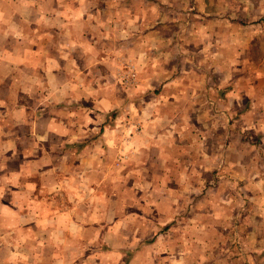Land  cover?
Listing matches in <instances>:
<instances>
[{"label": "clouds", "instance_id": "clouds-1", "mask_svg": "<svg viewBox=\"0 0 264 264\" xmlns=\"http://www.w3.org/2000/svg\"><path fill=\"white\" fill-rule=\"evenodd\" d=\"M73 2L80 6L73 19L81 23L74 35L75 44L70 39L60 45V50L63 54L67 48L70 55L79 47L90 55L82 60L80 68L71 61L77 73V91L64 95L94 102L86 108L81 106L79 111L65 107L63 111L69 119L50 125L48 130L70 136L67 143L86 137V143L69 151L89 152L96 159L86 163L79 157H66L63 151L52 147H62L65 141L53 137L48 147L54 154L45 153L43 159L37 158L38 163H29L23 149L16 157L15 146L9 144L0 149V198L8 184L27 188L28 197L35 191L36 183L43 182L42 191H47L49 178L58 171L63 173L65 165L71 164L76 165L74 175L87 177L88 184H97L100 196L96 199L103 203L106 181H119L120 172L127 168L124 178H139L134 183L143 191L149 210L155 204L176 218L191 204L186 219L203 216V222L194 226L180 216L169 243L149 252V264L152 253L159 257L161 252L170 253L162 258L165 264H207L215 246L217 216L197 212L205 199L197 198L203 189V173L224 169L230 174L225 184L231 191L216 204L221 216L247 204V213L255 210L264 217V79H256L248 63L253 57L244 50L250 34L264 32V0H232L231 14L211 19L189 13V21L163 38L159 33L145 34V29L159 19V8L151 0L147 10L140 7L145 0H111L115 11L109 12L104 22L99 9L95 16L89 13L94 0H0V19L11 12L10 5L27 4L35 9L32 23L55 28L60 18L71 12ZM84 15L89 16L86 22ZM85 27L91 41L83 36ZM27 42L30 41L26 36H19L2 46L10 48ZM258 44L259 41L252 42L254 48ZM5 59L7 56L0 54V61ZM255 62L258 64L259 60ZM260 72L264 73V66ZM48 99L55 102L51 95ZM4 106L0 99V107ZM229 121H233L230 126ZM38 139L48 140V136ZM36 147L33 145L28 154L33 155ZM9 148L13 154L5 159L4 152ZM37 169L40 179L29 183L27 178L36 176ZM206 179L215 182V177ZM67 183L70 182L63 181ZM60 187L57 185L55 190L59 192ZM78 187L81 196L92 197L89 187ZM254 245V240L244 243V252L264 253V246ZM12 247L18 245H9V249ZM19 255L16 252L11 257ZM248 261L252 264L251 256Z\"/></svg>", "mask_w": 264, "mask_h": 264}, {"label": "crops", "instance_id": "crops-1", "mask_svg": "<svg viewBox=\"0 0 264 264\" xmlns=\"http://www.w3.org/2000/svg\"><path fill=\"white\" fill-rule=\"evenodd\" d=\"M151 4L158 6L159 19L145 29V34L159 33L161 38L189 21V13L211 19L233 11L232 0H168L167 3L151 0ZM151 4L145 0L140 7L147 10ZM10 7L11 12L0 19V54L7 56V59L0 61V99L5 104L0 107V149L14 145L16 157L21 155L23 149L27 162L38 163L37 158L43 159L45 153L54 154L50 152L48 144L53 137H58L65 143L62 147L53 145L57 151H63L71 159L79 157L86 163L94 161L96 157L89 152L69 151L86 143V137L67 143L70 136L61 135L59 130H48L50 125H60L61 121L69 119L68 113L63 111L65 107L79 111L81 106L86 108L94 102L83 97L72 100L71 95H64L77 91V73L71 61L75 62L76 68H80L82 60L90 55L88 50L79 47L70 55L67 48L63 49V54L60 50V45L68 43L70 39L75 44L74 35L81 21H75L73 15L79 12V4L73 2L71 12L67 17H61L55 28L32 23L35 9L27 4H12ZM96 9L100 10L102 22L109 12L115 11L111 0H94V7L89 9V13L95 16ZM88 19V15L83 16L84 22ZM95 26L96 20L93 19L92 27ZM82 32L84 38L91 41L89 29L85 27ZM19 36H26L30 42L10 48L2 46L3 42ZM253 41H259L255 48ZM244 50L253 57L248 62L251 70L262 79L264 73L260 72V67L264 66V32L250 34ZM65 55L67 58H63ZM78 56L81 59H77ZM256 59L259 60L258 64ZM50 95L55 102L48 99ZM93 114H90V118ZM72 120L75 124V117ZM228 123L230 126L233 121ZM64 126L68 127L66 123ZM45 134L48 140L38 139ZM33 145L38 147L33 155H29ZM12 154L9 148L4 152L5 159ZM65 167L66 171H58L49 178L47 191H42L45 187L43 182L36 183L30 197L25 195L27 188L22 190L16 184H8L0 198V237L7 240L6 243L5 239H0V264H131L132 260L124 259L129 253L125 249L135 248L140 242L138 233L142 231V220L147 219L150 226V219L160 212L155 204L151 207L152 213H148L151 210L141 211L131 202L136 194L141 193L139 184L134 183L139 178L128 175L125 179L128 169L122 170L119 181H106L104 202L101 203L96 199L100 196L97 184H88L87 177L74 175L76 165L66 164ZM38 179L39 169L36 176L27 178L29 183ZM65 180L70 183L63 184ZM23 182L24 178L21 177L20 183ZM81 184L91 189V198L80 195L78 186ZM57 185H61L59 192L55 190ZM126 194L128 201H125ZM169 216V212H164L165 218L158 222L173 220ZM157 234H151L149 242H157ZM12 244L18 247L9 249ZM16 252L20 255L13 259L11 254ZM109 256L111 259H108Z\"/></svg>", "mask_w": 264, "mask_h": 264}, {"label": "rangeland", "instance_id": "rangeland-1", "mask_svg": "<svg viewBox=\"0 0 264 264\" xmlns=\"http://www.w3.org/2000/svg\"><path fill=\"white\" fill-rule=\"evenodd\" d=\"M262 59H264V56ZM256 79L260 80V77L256 76ZM262 79H264V76ZM206 177H215V182L210 183ZM229 178L230 174L226 173L224 169H211L201 176V179L204 181L203 189L201 193L198 194L197 198L203 197L205 199L197 208V212L203 215L217 216L213 234L215 246L211 249V258L207 261V264H249L248 256H251L252 264H264V253L251 251L245 253L243 250V244L251 240L255 241L254 246L256 248L264 246V222H262L264 221V217L258 216L255 210L251 213H247L245 211L247 204L242 207H234L228 216H221L217 211L216 204L219 202V198H222L228 191H231L225 184V181ZM177 187L179 188V185H177ZM140 191L141 193L136 194L131 202L135 204V207L139 206L138 208H140L141 211L148 210L149 205H146L147 201L144 199V193L142 190ZM125 199V201H128L127 194ZM220 207L224 208L225 205H220ZM157 209H159L160 212H158L156 217L150 219V226H148L147 219L142 220V231L138 233L141 240L138 245L135 248L130 247L129 249H125V252L128 250L129 253L127 252L128 254L124 256V259L132 260L131 264H149V252L153 248L164 247L169 243L170 237L176 232L173 225L180 216L185 217L186 224L193 226L203 222L202 215H197L190 221L186 219L191 213V204H189L176 218L169 216V219L172 218L173 220H167V222L158 221L165 218L164 212H168V210L160 207H157ZM172 210L174 212L176 211L175 206H173ZM148 213H152V209L151 212ZM241 221H243V223H241ZM170 229L171 232L169 231ZM155 232L158 233V241L149 242L151 234L153 235ZM149 244H152V247H149ZM168 255H170V253L161 252L160 256L156 257L155 253H152L151 264H157L158 259L160 260V264H165L162 258ZM121 258L123 259V257ZM108 259H111V257L109 256Z\"/></svg>", "mask_w": 264, "mask_h": 264}]
</instances>
